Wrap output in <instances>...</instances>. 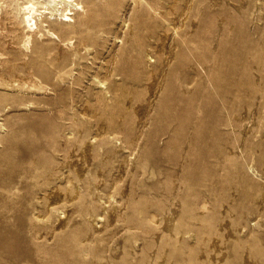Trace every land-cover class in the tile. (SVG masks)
Instances as JSON below:
<instances>
[{"label": "rangeland", "instance_id": "obj_1", "mask_svg": "<svg viewBox=\"0 0 264 264\" xmlns=\"http://www.w3.org/2000/svg\"><path fill=\"white\" fill-rule=\"evenodd\" d=\"M19 1L0 264H264V0H83L58 37Z\"/></svg>", "mask_w": 264, "mask_h": 264}, {"label": "bare ground", "instance_id": "obj_2", "mask_svg": "<svg viewBox=\"0 0 264 264\" xmlns=\"http://www.w3.org/2000/svg\"><path fill=\"white\" fill-rule=\"evenodd\" d=\"M82 1L83 0H20L18 2V11L21 21L25 24V28H27L30 33H41L39 25L42 24L47 35L50 37H58V34H56L52 28H48L47 25H44V22L49 21L51 24L59 22L67 23L72 18V14H79V11L83 10L84 6ZM114 2L115 0H111L110 3L113 4ZM31 40L32 36L27 34L25 46L29 44ZM101 85L104 86L103 83ZM3 129L4 126L0 122V133ZM251 168L255 171V168L252 166ZM244 173L246 176L250 177L249 172L246 171Z\"/></svg>", "mask_w": 264, "mask_h": 264}]
</instances>
